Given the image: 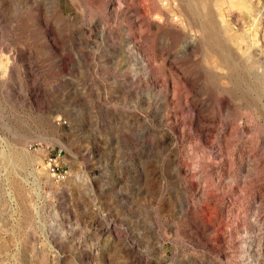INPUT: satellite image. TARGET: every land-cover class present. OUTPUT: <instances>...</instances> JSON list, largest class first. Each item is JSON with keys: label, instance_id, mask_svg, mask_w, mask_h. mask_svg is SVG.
I'll list each match as a JSON object with an SVG mask.
<instances>
[{"label": "rangeland", "instance_id": "rangeland-1", "mask_svg": "<svg viewBox=\"0 0 264 264\" xmlns=\"http://www.w3.org/2000/svg\"><path fill=\"white\" fill-rule=\"evenodd\" d=\"M0 264H264V0H0Z\"/></svg>", "mask_w": 264, "mask_h": 264}, {"label": "built area", "instance_id": "built-area-1", "mask_svg": "<svg viewBox=\"0 0 264 264\" xmlns=\"http://www.w3.org/2000/svg\"><path fill=\"white\" fill-rule=\"evenodd\" d=\"M60 152H61V150H60ZM55 159H56L55 157H54V158H53V157H50V158H49L50 161H53V160H55ZM51 170H52V172L55 173L57 179H62V178H64L63 170H58V169H56L55 166H52Z\"/></svg>", "mask_w": 264, "mask_h": 264}]
</instances>
